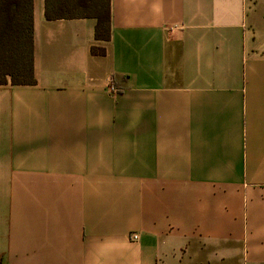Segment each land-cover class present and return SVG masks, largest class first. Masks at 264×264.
<instances>
[{"label":"crops","instance_id":"1","mask_svg":"<svg viewBox=\"0 0 264 264\" xmlns=\"http://www.w3.org/2000/svg\"><path fill=\"white\" fill-rule=\"evenodd\" d=\"M45 8L37 84L0 86V264H264V0H111L107 43Z\"/></svg>","mask_w":264,"mask_h":264},{"label":"trees","instance_id":"2","mask_svg":"<svg viewBox=\"0 0 264 264\" xmlns=\"http://www.w3.org/2000/svg\"><path fill=\"white\" fill-rule=\"evenodd\" d=\"M33 5L34 0H0V86L37 84ZM45 15L49 21L94 18L96 41L111 40V0H46ZM91 54L106 56L107 48L93 45Z\"/></svg>","mask_w":264,"mask_h":264},{"label":"built area","instance_id":"3","mask_svg":"<svg viewBox=\"0 0 264 264\" xmlns=\"http://www.w3.org/2000/svg\"><path fill=\"white\" fill-rule=\"evenodd\" d=\"M110 91H112L113 93H117L118 89L113 85V82L110 83ZM138 237L134 236L133 239H137Z\"/></svg>","mask_w":264,"mask_h":264}]
</instances>
